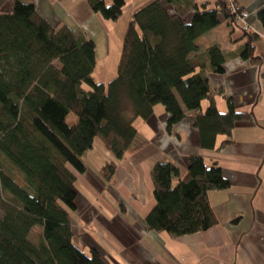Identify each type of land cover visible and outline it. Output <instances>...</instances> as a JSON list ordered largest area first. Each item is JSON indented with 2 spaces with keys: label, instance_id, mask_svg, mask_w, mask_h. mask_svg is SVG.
Here are the masks:
<instances>
[{
  "label": "trees",
  "instance_id": "trees-1",
  "mask_svg": "<svg viewBox=\"0 0 264 264\" xmlns=\"http://www.w3.org/2000/svg\"><path fill=\"white\" fill-rule=\"evenodd\" d=\"M111 2L88 0L93 13L110 22L119 20L126 6L125 0ZM229 3L143 4L126 25L115 77L106 85L93 77L97 56L92 39L78 40L70 27L52 26L25 0L0 14V153L6 151L25 168L28 187L9 176L0 159V264H109L100 250L77 248L72 228L75 184L87 170L83 158L97 138L114 157L100 170L107 182L136 141L134 122H147L157 105L168 117V133L191 114L200 148L208 151L219 137H231L253 117L238 112L223 87L214 91L209 83L210 73H225L228 54L216 45L200 46L225 22L234 30L241 27L247 39L240 58L262 62L254 45L261 38L237 21L244 9L233 1V11ZM257 17L264 27V9ZM221 96L227 111L218 108ZM72 113L77 121L69 125ZM230 142L224 140L219 148ZM188 159L185 175L171 161L151 168L155 205L144 219L147 231L181 238L219 223L209 194L229 189L230 181L217 162L210 166L197 154ZM38 225L43 241L34 244L30 236ZM121 253L139 264L127 250Z\"/></svg>",
  "mask_w": 264,
  "mask_h": 264
},
{
  "label": "crops",
  "instance_id": "crops-1",
  "mask_svg": "<svg viewBox=\"0 0 264 264\" xmlns=\"http://www.w3.org/2000/svg\"><path fill=\"white\" fill-rule=\"evenodd\" d=\"M15 1L0 0V14L11 11ZM25 1L36 5L38 14L52 26L70 27L78 40L92 39L96 56L118 55L119 62L129 19L137 8L152 0H125L123 15L111 22L93 13L88 0ZM224 1L228 3L229 0ZM232 1L248 13V24L261 38L254 45L255 54L262 62L251 63L240 58L247 39L243 38L241 27L234 30L225 22L200 40V46L204 49L216 45L228 54L225 73L220 76L210 73L209 83L214 91L223 87L224 93L233 99L237 111L253 113V117L236 127L231 137H219L216 148L208 151L200 148L191 114L168 133V117L164 108L158 105L154 116L141 124L142 131L135 126L138 120L134 122L138 129L136 141L119 161L116 174L107 183L100 170L114 157L106 153L105 159L100 161L93 150L87 152L83 158L87 170L75 184L78 199L77 210L72 213V228L77 248L87 253L91 248L98 249L109 264H131L123 257L121 252L124 250L139 264H264V27L257 17L264 9V0ZM105 2L108 6L112 3L111 0ZM219 31H223V47L217 40ZM93 77L106 85L115 74L110 80ZM217 104L220 112L227 111L224 97H218ZM139 131L144 135L142 139H147L144 145L139 143ZM224 140L231 142L219 148ZM194 154L203 155L210 166L217 162L230 181L229 189L209 194L219 223L204 233L181 238H172L165 232L147 231L144 219L155 205L151 168L156 162L171 161L185 175L188 158ZM117 185L118 188L124 186L125 191L113 192L111 187ZM78 222L80 228H76ZM93 222L106 227L105 234L90 231L88 226Z\"/></svg>",
  "mask_w": 264,
  "mask_h": 264
},
{
  "label": "rangeland",
  "instance_id": "rangeland-1",
  "mask_svg": "<svg viewBox=\"0 0 264 264\" xmlns=\"http://www.w3.org/2000/svg\"><path fill=\"white\" fill-rule=\"evenodd\" d=\"M218 30H221V29H218ZM237 30L239 31V29H237ZM219 35H220L219 39H217V40L220 41V43L222 45L221 47H223V45L225 44V40H223V31H221L219 33ZM118 57H119L118 55H113V54L109 55V56H102V55L97 56V65H96V70H95L94 75L99 77V78L103 77V78H108L106 80H110V78L116 73V70L118 67L117 66L118 65ZM55 65L57 67H59V64L57 62L55 63ZM110 81H106V84H108V82H110ZM206 103L207 102L204 101L202 105L205 107V106H207ZM159 106H161V105H159ZM137 120L138 121H137L135 126H136V128H138L142 131L140 126L143 122H146V121H143L141 118H138ZM76 121H77V117L73 113L67 117V122L69 125H72ZM143 136L144 135L143 134L141 135L140 131H139V135H138L139 143L143 142L142 144L144 145L146 143L147 139H146V141H144L145 139H142ZM95 142H96V144H95V148L93 150V152H94L93 154H94V156H97L100 161H102L103 159H105L104 157H105L106 153H109V154H111V153L106 150V148L104 147L103 142L101 141L100 138H97ZM0 159H1L2 167H4V169L6 170V173L9 176L13 177L14 180L20 186L28 189V187L26 186V183H25V178L23 177V175L26 173L25 168L23 166L19 165L15 161V159L10 154H8L6 151H3V154L0 153ZM96 162H97V159L96 158L93 159L94 165L96 164ZM150 181H151V177H150ZM104 182L107 183L105 180H104ZM152 184H153V182H152ZM111 190L113 192H115L116 194H118L119 192L121 193L122 190L125 191V188H124V186H121L120 188H118V185H117V187L116 186L114 188L111 187ZM98 223L99 222H93V224H91L90 227L88 226V228H90L89 230L94 232L95 234L96 233L98 234L99 232H100V234L101 233L105 234L104 232L106 231L105 230L106 227L104 228L103 225H100ZM76 226H77L76 228H80L81 227L80 222H78ZM81 229H83V228H81ZM100 229H101V231H100ZM42 234H43L42 227L39 225L35 226L32 234L30 236V241H32L34 244H40L43 241L42 240Z\"/></svg>",
  "mask_w": 264,
  "mask_h": 264
},
{
  "label": "built area",
  "instance_id": "built-area-1",
  "mask_svg": "<svg viewBox=\"0 0 264 264\" xmlns=\"http://www.w3.org/2000/svg\"><path fill=\"white\" fill-rule=\"evenodd\" d=\"M229 6L231 7V9L233 11H235L236 7H235L232 0H230ZM247 19H248V13L245 10H240V13L237 16V21L242 24V26L245 30H247L249 32L255 31V28H253V26L251 24L250 25L248 24Z\"/></svg>",
  "mask_w": 264,
  "mask_h": 264
}]
</instances>
